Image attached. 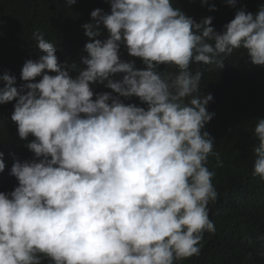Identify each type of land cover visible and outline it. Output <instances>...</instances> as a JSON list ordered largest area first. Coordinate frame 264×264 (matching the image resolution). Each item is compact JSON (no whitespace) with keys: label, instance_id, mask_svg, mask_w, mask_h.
<instances>
[{"label":"clouds","instance_id":"1","mask_svg":"<svg viewBox=\"0 0 264 264\" xmlns=\"http://www.w3.org/2000/svg\"><path fill=\"white\" fill-rule=\"evenodd\" d=\"M109 2L110 13L95 8V24L82 25L94 39L84 45L78 75L36 31L41 54L22 65L21 90L14 76L0 77V104L15 99L10 118L20 139L33 137L26 147L38 158L14 160L18 186L0 192V264H178L199 256L204 233L216 231L208 205L218 192L206 165L210 155L217 166L222 161L203 131L215 116L207 108L213 96L201 94L202 72L190 65L220 70L243 49L264 66V3L200 0L221 17L228 10L217 32L216 14L196 22L172 0ZM75 3L65 0V7ZM121 45L143 67L122 59ZM96 83L112 91L93 99ZM252 136V175L264 181V118ZM263 258L264 245L252 254L242 247L237 256L245 264Z\"/></svg>","mask_w":264,"mask_h":264},{"label":"trees","instance_id":"2","mask_svg":"<svg viewBox=\"0 0 264 264\" xmlns=\"http://www.w3.org/2000/svg\"><path fill=\"white\" fill-rule=\"evenodd\" d=\"M258 1L260 4L264 3V0ZM172 2L174 7H179L196 22L206 16L214 18L216 14L220 20L214 23L213 19L211 26L217 32L223 31L224 28L219 23L227 16L228 10L224 9L222 17L217 7L216 12L209 11L207 4L215 5L214 0H207L204 6L200 0ZM95 8L110 13V2L76 0L68 8L65 7V0H0V77L5 73L14 76L13 86L18 91L21 90L25 83L20 79L22 65L27 59L35 60L41 54L33 37L36 31L43 33L46 40L54 43L56 55L60 62L67 64L70 75H78L79 69L86 67L81 62V56L86 55L84 45L94 39L84 35L82 25L87 22L95 24L90 16ZM257 9V5L254 6V11ZM105 37L106 33L101 26L99 38ZM119 54L124 60H134L137 68L143 67L142 61L130 57L123 45ZM190 70L202 72L201 94L211 93L213 96L207 108L215 116L203 131L214 138L213 152L219 153L222 166H217L215 155L208 157L206 166L214 172L212 183L218 192L217 201L208 205L209 218L216 231L204 233L199 256L178 264H245L237 259L242 247L252 254L255 248L260 252L264 245V181L252 175L256 158L252 151L256 143L252 131L258 120L264 118V66L252 64L244 50L240 49L226 58L224 67L220 70L214 65L203 63L190 65ZM176 71L173 68V73ZM122 75L123 73L115 74L113 79H120ZM39 79L37 77L36 81ZM3 86L4 82L0 79V88ZM90 86L94 92L93 99L95 94L112 91L99 83ZM120 99L125 104L134 103L146 107L136 97ZM14 103L15 99L0 104V153H3L0 158L5 163L4 170L0 171V192L4 193H9L18 186L17 179L10 175L14 160L23 162L38 159L26 147L33 137L20 139L17 126L10 118ZM43 264H47V260ZM257 264H264V258Z\"/></svg>","mask_w":264,"mask_h":264}]
</instances>
